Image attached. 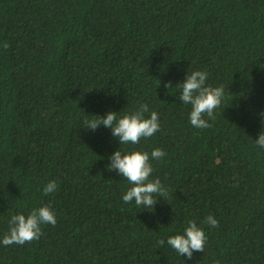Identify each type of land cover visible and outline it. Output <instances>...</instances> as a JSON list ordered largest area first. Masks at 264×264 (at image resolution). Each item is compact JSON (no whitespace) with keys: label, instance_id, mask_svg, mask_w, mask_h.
I'll use <instances>...</instances> for the list:
<instances>
[{"label":"trees","instance_id":"trees-1","mask_svg":"<svg viewBox=\"0 0 264 264\" xmlns=\"http://www.w3.org/2000/svg\"><path fill=\"white\" fill-rule=\"evenodd\" d=\"M192 71L224 87L206 129L175 87ZM141 104L161 127L139 144L82 126ZM261 131L264 0H0V240L12 215L51 204L57 219L31 243H0V264H264ZM155 148L166 156L150 179L167 196L125 204L132 185L109 157ZM190 220L207 241L187 259L167 239Z\"/></svg>","mask_w":264,"mask_h":264},{"label":"clouds","instance_id":"clouds-1","mask_svg":"<svg viewBox=\"0 0 264 264\" xmlns=\"http://www.w3.org/2000/svg\"><path fill=\"white\" fill-rule=\"evenodd\" d=\"M208 74L206 71H192L186 73L182 82L176 84L180 90L179 100L186 105H191L189 114L190 124L198 129H206L211 124L204 118L214 119V111L219 108L224 97V87H212L206 85ZM166 88L172 87L171 83L165 84ZM148 105L141 104L139 108L129 114L118 117L116 112L108 111L103 117L90 115L92 118L86 120L85 129L96 130L103 126L111 130V134L121 144H139L141 139H148L160 131V122L157 112L152 111L149 118H145L144 113L148 112ZM89 116V115H86ZM254 145L264 148V132H260ZM166 156V152L161 148H155L149 154L144 151L133 150L122 153L116 150L110 157L109 170H114L118 175L125 178L130 185L122 200L125 204L135 202L137 206L151 208L157 204L158 198L167 196L168 190L159 178L150 179L154 169L150 160H161ZM58 189L56 181H49L43 187L45 196L55 193ZM57 223L56 214L51 204H44L38 208H33L27 216L15 214L9 220V231L0 243L4 246L11 244L24 245L38 240L43 234L41 225L55 226ZM205 223L215 228L218 221L209 215ZM207 237L201 227L194 220L187 221V226L183 234H176L168 237L169 245L179 256L191 259L193 252H204ZM158 246L163 247V239L157 241Z\"/></svg>","mask_w":264,"mask_h":264}]
</instances>
